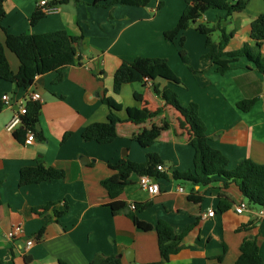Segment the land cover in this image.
<instances>
[{
    "label": "crops",
    "instance_id": "obj_1",
    "mask_svg": "<svg viewBox=\"0 0 264 264\" xmlns=\"http://www.w3.org/2000/svg\"><path fill=\"white\" fill-rule=\"evenodd\" d=\"M41 1H5L0 43L5 44L7 34L62 30L82 40L75 58H47L37 70L26 69L33 79L28 87L0 79V264H92L99 255L118 258L121 264H217L218 259L221 264H237L242 244L252 239L264 264V214L248 205L238 184L222 177H214L208 186L174 178L176 172L194 169L195 150L184 117L155 95L150 84H126L114 93V75L123 62L165 59L182 85L160 81L161 88L174 90L184 106L198 105L209 144L229 160V169L247 159L264 164V76L244 58L220 74L205 57L206 37L197 30L222 19L227 32L234 34L228 52L253 45L250 28L264 14V0H246V9L229 17L225 11L209 10L174 43L165 33L176 27L187 0H151L146 7L131 0L111 7L106 3L96 7L94 0L70 2L33 27L30 19ZM181 37L193 71L178 56ZM214 41L218 43L220 36ZM6 57L17 74L18 58L8 49ZM33 93L41 96L37 131L43 138L35 136L28 143L27 135L22 140L15 136L19 128L12 132L7 126ZM4 96L10 98L9 104ZM104 96L122 105L115 112L121 120L117 138L106 145L83 138L89 125L107 122L111 110L103 103ZM253 99L257 103L250 111L239 108ZM129 108L153 116L136 124L128 121ZM154 127L163 129L150 147H142L136 136ZM150 154L165 168L153 176L160 193L151 196L142 190L141 176L134 173L122 193L110 197L102 182L117 174L111 166L144 164ZM36 167L62 171L65 177L20 186L21 171ZM114 202L125 208L115 214L110 207ZM147 203L150 206L143 210L131 208ZM240 203L247 205L242 214L236 212ZM209 210L215 211L213 218L206 217ZM129 214L153 230L138 228ZM159 222L183 235L180 250L165 261L158 244ZM15 226L24 232L9 240ZM30 239L36 243L28 247Z\"/></svg>",
    "mask_w": 264,
    "mask_h": 264
},
{
    "label": "trees",
    "instance_id": "obj_2",
    "mask_svg": "<svg viewBox=\"0 0 264 264\" xmlns=\"http://www.w3.org/2000/svg\"><path fill=\"white\" fill-rule=\"evenodd\" d=\"M5 1L0 0V27L6 17ZM122 1L124 0H94L93 5L99 7L102 3H106V7H111ZM131 1L138 7H146L151 2V0ZM48 2L49 6L58 7L70 2L79 4L82 0H49ZM246 4V0H187L186 8L179 18L176 27L166 32L165 37L169 42L174 43L182 33L190 28L195 20L202 17L209 10L225 11L229 17L234 13L243 12L246 9ZM45 15L46 13L39 8L31 16V26H36ZM197 30L206 37L208 52L205 57L217 67V71L220 74H225L234 63L244 58L253 63L256 71L264 76V14L260 15L251 24L250 36L254 44H246L242 49L237 51H227V47L234 34L227 32L222 19H219L214 26L202 24L198 26ZM215 32L220 33V41L218 43L211 37ZM81 40V37L70 36L64 30L41 35L24 34L15 36L7 34L5 44L0 43V79L13 83L18 87H28L33 84V79L28 78L26 69L37 70L41 66L42 61L47 58H75L77 54L76 45ZM184 45L185 40L181 37L179 40V55L183 63L193 71ZM6 49L15 54L20 62V69L17 74H14L11 70L6 57ZM146 79L149 80L154 94L161 97L166 105L173 107L184 117L190 131V145L195 150L194 169L185 173L176 172L174 178L203 186L210 185L214 177L225 178L238 184L242 197L248 202L249 206L264 209V164H257L247 159L240 162L233 170L229 169V160L209 144L207 128L200 117L198 105L191 103L184 106L174 90L169 87L161 88L160 81H166L177 86L182 85V81L172 70L167 60L160 58H137L133 62H123L114 75V93L119 94L122 87L126 84H149ZM136 99L141 101L138 95H136ZM103 103L110 108L111 113L107 122L94 123L85 129L83 138L87 142L94 141L98 144L106 145L114 142L117 138V127L121 123V120L115 112L121 111L122 105L112 97L106 96L103 97ZM256 103L257 99L246 100L238 106L243 111H250ZM41 108V102L29 101L27 103V114L22 118L23 124L15 133L18 140H22L28 131H32L35 136L43 138L42 134L37 131ZM152 116L153 114L150 116L142 115L141 111L136 108L128 109V121L136 124L143 123ZM162 129L154 127L150 131L145 130L136 136V139L142 147H150ZM159 164H161L159 159L155 155L150 154L144 164L124 162L117 166H111L112 169L118 172L113 177L104 180L102 185L108 191L110 197L115 199L122 193L132 174L153 177L157 175V166ZM64 177L65 174L62 171L55 169H45L43 167L25 168L21 171L20 186L63 179ZM149 206V203L138 205L136 206V210H143ZM110 207L116 214L123 210L125 205L120 202H114ZM227 207L228 205L224 208ZM129 217L138 228L144 231L153 230L150 224L140 221L135 215L129 214ZM156 231L161 256L165 260H168L171 255L180 250L183 235H176L173 229L164 222L157 224ZM221 262L222 259H218L217 264H221ZM92 264H121V261L115 257L99 255L94 259ZM237 264H263L259 246L255 239L246 240L242 244L241 255Z\"/></svg>",
    "mask_w": 264,
    "mask_h": 264
},
{
    "label": "built area",
    "instance_id": "obj_3",
    "mask_svg": "<svg viewBox=\"0 0 264 264\" xmlns=\"http://www.w3.org/2000/svg\"><path fill=\"white\" fill-rule=\"evenodd\" d=\"M40 8L47 14L52 11H55L57 7H51L49 6L48 0H42L40 3ZM146 81L149 83V80L146 79ZM150 84V83H149ZM10 98L8 96L3 97V101H5L7 104L10 103ZM30 101L33 102H41V96L38 93H33L30 97ZM27 114V105L23 104L19 107L18 111L15 113L13 119L7 126L8 131H15L17 128H20L23 124L22 118ZM35 140V134L32 131H28L27 133V142L31 143ZM158 172H165V168L162 165L157 166ZM140 187L142 190L146 191L151 196H156L160 193V186L155 181V179L151 176H141L139 181ZM183 188H179L180 192H183ZM132 210H136V205H133ZM247 209V205L245 203H240L238 205V208L236 209V212L238 214H242ZM262 213L264 214V209H262ZM215 215L214 210H209L206 217L213 218ZM23 228L21 226H15L10 233H8L7 237L9 240L14 239L15 237L23 234ZM36 243V239H30L27 242V246L31 247Z\"/></svg>",
    "mask_w": 264,
    "mask_h": 264
},
{
    "label": "rangeland",
    "instance_id": "obj_4",
    "mask_svg": "<svg viewBox=\"0 0 264 264\" xmlns=\"http://www.w3.org/2000/svg\"><path fill=\"white\" fill-rule=\"evenodd\" d=\"M206 25H208V24H206ZM216 34H217L218 36H220V33H219V32H215V33H213L212 36H211L213 40H216V38H217V35H216ZM178 56L180 57L179 53H178ZM180 59H181V57H180Z\"/></svg>",
    "mask_w": 264,
    "mask_h": 264
},
{
    "label": "water",
    "instance_id": "obj_5",
    "mask_svg": "<svg viewBox=\"0 0 264 264\" xmlns=\"http://www.w3.org/2000/svg\"><path fill=\"white\" fill-rule=\"evenodd\" d=\"M129 259V258H128ZM130 260V259H129ZM132 261V260H131ZM163 261H165V259L163 258Z\"/></svg>",
    "mask_w": 264,
    "mask_h": 264
}]
</instances>
